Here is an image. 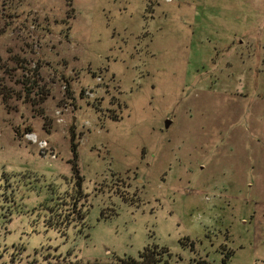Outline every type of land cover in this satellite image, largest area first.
I'll return each mask as SVG.
<instances>
[{
	"label": "rangeland",
	"instance_id": "obj_1",
	"mask_svg": "<svg viewBox=\"0 0 264 264\" xmlns=\"http://www.w3.org/2000/svg\"><path fill=\"white\" fill-rule=\"evenodd\" d=\"M0 66V264H264V0H0Z\"/></svg>",
	"mask_w": 264,
	"mask_h": 264
},
{
	"label": "trees",
	"instance_id": "obj_2",
	"mask_svg": "<svg viewBox=\"0 0 264 264\" xmlns=\"http://www.w3.org/2000/svg\"><path fill=\"white\" fill-rule=\"evenodd\" d=\"M3 67L0 66V69H2ZM25 90V95L28 94V91ZM12 94V91L9 92H4L3 90L0 89V99L2 102L6 101V97ZM72 137V135H71ZM71 152L73 155V158H76V151H75V147L74 144L71 143ZM72 168H73V178L75 179L74 181V185H75V190H74V194L76 195H82L81 192V182H82V178L81 176L78 174V171L76 169L75 163H72ZM75 201V205H76V201L78 200L77 197H75L74 199ZM79 219L82 216H78ZM169 258V253L168 251L163 248V247H157V246H153V247H145L143 248L141 251L138 252V255L136 258H132V257H116L114 261L112 262H86V263H81V262H68L66 263L64 260L61 261H57L54 264H167V259ZM25 264V263H24ZM28 264H32V263H28ZM187 264H213L210 262H207L205 260H196L195 263H187Z\"/></svg>",
	"mask_w": 264,
	"mask_h": 264
},
{
	"label": "built area",
	"instance_id": "obj_3",
	"mask_svg": "<svg viewBox=\"0 0 264 264\" xmlns=\"http://www.w3.org/2000/svg\"><path fill=\"white\" fill-rule=\"evenodd\" d=\"M157 2H164V3H170L173 0H155ZM29 141H32L33 143H37L38 147L42 150L46 149V142L45 141H37L35 137L32 135H26V137ZM51 157H54L53 155Z\"/></svg>",
	"mask_w": 264,
	"mask_h": 264
},
{
	"label": "water",
	"instance_id": "obj_4",
	"mask_svg": "<svg viewBox=\"0 0 264 264\" xmlns=\"http://www.w3.org/2000/svg\"><path fill=\"white\" fill-rule=\"evenodd\" d=\"M168 124H169V122L167 121V122L165 123V127H167V126H168Z\"/></svg>",
	"mask_w": 264,
	"mask_h": 264
}]
</instances>
